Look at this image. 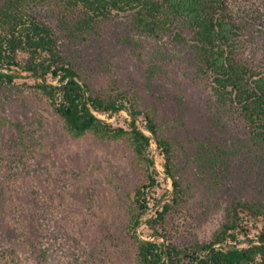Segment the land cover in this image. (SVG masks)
<instances>
[{
    "label": "rangeland",
    "instance_id": "374dc122",
    "mask_svg": "<svg viewBox=\"0 0 264 264\" xmlns=\"http://www.w3.org/2000/svg\"><path fill=\"white\" fill-rule=\"evenodd\" d=\"M36 12L85 75L117 81L159 111L176 155L175 176L190 194L174 231L178 244L210 240L234 202H264V155L237 115L216 103L190 53L168 37L136 34L125 18L130 14L122 13L104 39L88 45L66 37L49 6ZM236 15L246 25L245 58L264 65V0ZM33 83L28 77L0 92V264H133L125 238L136 183L129 153L117 143L67 137L43 98L32 93ZM97 115L116 127L130 122L126 112ZM151 157L160 186L150 192L144 220L173 191L155 144ZM8 224L27 237L12 235ZM252 225L249 237L255 238L260 229ZM137 233L152 238L144 224Z\"/></svg>",
    "mask_w": 264,
    "mask_h": 264
},
{
    "label": "trees",
    "instance_id": "16d2710c",
    "mask_svg": "<svg viewBox=\"0 0 264 264\" xmlns=\"http://www.w3.org/2000/svg\"><path fill=\"white\" fill-rule=\"evenodd\" d=\"M254 1H0V92L32 77V93L43 98L67 137L86 139L93 145L117 143L129 153L136 183L134 211L125 238L132 248L133 264H264V202H234L210 240L178 244L174 231L178 217L189 209L190 194L175 176L176 155L164 135L159 111L141 103L134 90L117 81L101 83L85 75L74 57L63 52L59 36L39 17L37 8L49 6L65 36L88 45L104 39L124 17L122 13L132 11L125 18L136 34L151 39L168 37L191 54L216 103L237 115L253 145L264 155V65L245 58L246 25L236 15L238 9ZM122 112L130 117L128 127L113 126L97 115ZM154 144L165 174L172 179L173 191L168 200L160 198L153 205L154 215L144 220L151 204L150 192L160 186L151 157ZM250 223L260 229L255 238L249 237ZM143 224L152 231L151 239L137 233ZM21 232L12 235L27 237Z\"/></svg>",
    "mask_w": 264,
    "mask_h": 264
},
{
    "label": "water",
    "instance_id": "95a60500",
    "mask_svg": "<svg viewBox=\"0 0 264 264\" xmlns=\"http://www.w3.org/2000/svg\"><path fill=\"white\" fill-rule=\"evenodd\" d=\"M132 13V11H129V12H124L123 14H131ZM140 128H142V126L140 125L139 126Z\"/></svg>",
    "mask_w": 264,
    "mask_h": 264
}]
</instances>
